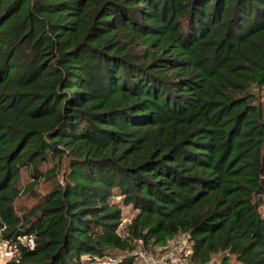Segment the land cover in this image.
<instances>
[{"label":"trees","instance_id":"trees-1","mask_svg":"<svg viewBox=\"0 0 264 264\" xmlns=\"http://www.w3.org/2000/svg\"><path fill=\"white\" fill-rule=\"evenodd\" d=\"M263 90L264 0H0V264H264Z\"/></svg>","mask_w":264,"mask_h":264},{"label":"rangeland","instance_id":"rangeland-1","mask_svg":"<svg viewBox=\"0 0 264 264\" xmlns=\"http://www.w3.org/2000/svg\"><path fill=\"white\" fill-rule=\"evenodd\" d=\"M136 50L138 52L141 51V48L140 46H136ZM263 93H264V90H263ZM50 165V163H46V164H43L42 165V168L45 169L47 168L48 166ZM60 179L62 178V174L61 172L59 171H56L55 175H51L50 177L48 178H41L40 181L38 182L37 185H35L34 187V190L35 191H45L47 188H49L53 181L56 180V179ZM30 179V176H29V173L26 171V170H23L22 171V174L20 176V179H19V184L21 186H24L26 184V182ZM25 194L21 195V197L18 198L17 202L19 203H22L23 205H26V204H30L34 201V197L33 195H30L29 191L27 192H24ZM120 195H114L111 197L112 200L114 201H119V198ZM120 202V201H119ZM121 207H122V213H123V218H122V222L120 224V232L121 234H123V236L125 237H128L126 236V230H125V225L126 223L128 222V220L133 216V214L136 212V210H134L132 207L128 206V205H122L121 204ZM263 209V207H261V210ZM129 239V238H128ZM130 242H133L134 241L132 239H129ZM169 242H167L166 244H164L163 246H160V249L157 248V246L154 248V250H150L151 252H137L139 255H138V259L141 261H144L145 259H150L151 256H155V255H158L159 252H161L160 250L162 249H165L166 246L168 245ZM133 250L136 252L139 250V246H138V243L136 242V245L134 246ZM15 254V250L13 247H10L9 245H6L4 244L3 242L0 244V263L1 261H3V259L5 258H8L12 255ZM147 256H150L147 258ZM219 260H216L215 258H212L213 260L215 261H220V255L218 254V256H216Z\"/></svg>","mask_w":264,"mask_h":264},{"label":"built area","instance_id":"built-area-1","mask_svg":"<svg viewBox=\"0 0 264 264\" xmlns=\"http://www.w3.org/2000/svg\"><path fill=\"white\" fill-rule=\"evenodd\" d=\"M25 243L32 248L34 245V240L31 236L25 238ZM4 244H6L4 242ZM7 245V244H6ZM189 247H188V236L186 234L176 235L172 238L169 244L155 256H147L150 259H145L142 261L144 264H193L189 259ZM105 258L109 260H114L109 255ZM4 260V259H3ZM206 264H221L220 261H215L213 259L209 260Z\"/></svg>","mask_w":264,"mask_h":264},{"label":"water","instance_id":"water-1","mask_svg":"<svg viewBox=\"0 0 264 264\" xmlns=\"http://www.w3.org/2000/svg\"><path fill=\"white\" fill-rule=\"evenodd\" d=\"M52 143L55 144V145H58V141L57 140L52 141Z\"/></svg>","mask_w":264,"mask_h":264}]
</instances>
